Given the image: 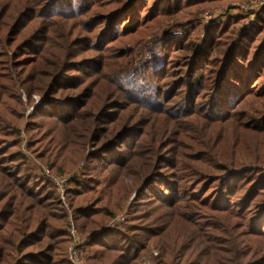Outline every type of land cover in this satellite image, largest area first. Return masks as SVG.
I'll list each match as a JSON object with an SVG mask.
<instances>
[{
  "label": "trees",
  "instance_id": "obj_1",
  "mask_svg": "<svg viewBox=\"0 0 264 264\" xmlns=\"http://www.w3.org/2000/svg\"><path fill=\"white\" fill-rule=\"evenodd\" d=\"M207 1L0 0V264H71L67 212L22 152L24 122L50 170L84 160L64 195L89 264H144L150 242L154 264H264V6L256 26L190 38L171 25L138 49L143 29ZM225 130L249 138L251 163L220 160Z\"/></svg>",
  "mask_w": 264,
  "mask_h": 264
},
{
  "label": "rangeland",
  "instance_id": "obj_2",
  "mask_svg": "<svg viewBox=\"0 0 264 264\" xmlns=\"http://www.w3.org/2000/svg\"><path fill=\"white\" fill-rule=\"evenodd\" d=\"M248 1L249 0H208L207 2L202 3V4H194V5H190L188 7H182L173 16L170 15V16L161 17L157 26H155L152 31H145L143 29V31H141L140 34L138 35V37H140V36L142 37V39L140 40V43L138 45V49L141 52L144 51V45L146 43H148L149 39L153 36L152 34L158 33L164 27H168L171 25L174 27L175 32H177L181 29L179 27L180 24H187L188 26L196 27L197 32H194L193 34H191L190 38L203 37L209 26L216 24V23L225 22L229 19L241 18L242 19L241 20L242 26L243 25H254V26H256L258 23L256 21V16L254 17V21L246 23L245 22V15L241 14V12H238V9L241 7V5L246 4V2H248ZM209 14L212 17L207 18ZM185 22H188V23H185ZM237 36L238 35L236 33V35H234V38H237ZM125 41L130 43L129 45L132 46V43H131L132 39H126ZM174 55L175 54H173V56H172V54L168 55L166 61L170 62V60L172 59V57H174ZM138 58H139V56H138V54H136L134 61L136 62L138 60ZM21 96H22V100L26 101V96H25L24 92H22ZM32 99L34 102L32 103V105H28V107L26 109V114H25L26 116L31 112L32 108L40 102V96L37 93H34V94H32ZM254 102H255V100L253 99L251 102V105L254 104ZM141 110H143V109L139 108V110L137 109V112L139 114H141V112H140ZM126 113H127V115H130L132 112L130 110H127ZM130 117H132V116H130ZM147 121L145 123V129L146 130L149 127V125L147 124ZM24 126H25V122L21 127V149H22V152L24 153V155L28 159L29 163H32L33 166L32 165L31 166L33 167L34 171H36L37 174L40 175L41 177L48 178L50 181H52L57 189L59 188V186L52 179L51 175H48L46 173V170H48L50 173H52V175H54L56 177L66 179L62 183L63 198L59 194V199H60L61 204L63 205L64 209L67 212L66 216L64 218L66 229L69 225L70 220L74 223V225L76 227V224L74 222V218H73L72 213H71L70 206H69L67 200L65 199L64 187H65V184L67 181V177L69 175H73V174L78 175L80 167H82L84 165V160H82L81 162L79 161L80 164H78L79 162L76 163L78 165L75 164V166H74L75 168L73 167L74 170L71 169L72 171L71 170H70V172L67 171V172L63 173V175H60L59 173H56V172L50 170L47 165H45L34 153H32L28 149V146H27L28 138L23 131ZM146 130L144 133H145V137L148 138L149 133ZM174 133H176V132L174 131ZM221 137H223L221 142L215 148V149L220 150L219 154H217L220 157V160L235 157V159L240 163H251L252 162V160H250V158L252 157V154H253L252 148H251L252 145L250 146L248 137H244V136L240 135L238 131L237 132L235 131V133H232L231 130H225V134L221 135ZM162 139L165 140L162 145L171 141V140H169V138L165 139L164 137H162ZM244 142H247V143H244ZM95 146H96L95 143L85 142L84 151L90 152ZM253 149L257 153V151L254 147H253ZM262 152H264V150H262ZM262 155H264V154H262ZM189 156L186 155V156H184V158L186 160H189L190 159ZM79 159L81 160V157H79ZM65 161H67V159ZM135 164H136V162H135ZM111 168H113V167H111ZM123 182L128 187L132 188V186H131L133 184L132 179L125 178V176H124ZM99 187L102 188V185H99ZM142 191L146 192V189H142ZM58 192H59V190H58ZM135 193H136L135 190L131 189L128 196L126 197V199H128V202H130V201H132V199H134ZM92 195H95V194H92ZM65 202L67 204H65ZM119 214H121V213H119ZM80 234L83 237H85L84 234H82V233H80ZM70 244H71V240H70L69 246L67 248V254H68V249L70 247ZM80 253H81V256L86 260L82 250ZM157 253H158V250L156 249L155 245L153 244V242H150L149 244L144 246V250H143V253L141 256V260L143 261L144 264H154V261L151 259V257L156 255ZM67 259H68V256H67ZM249 260H250V255L243 258V263H246ZM68 261H69V259H68ZM233 263H237V262H233Z\"/></svg>",
  "mask_w": 264,
  "mask_h": 264
},
{
  "label": "built area",
  "instance_id": "obj_3",
  "mask_svg": "<svg viewBox=\"0 0 264 264\" xmlns=\"http://www.w3.org/2000/svg\"><path fill=\"white\" fill-rule=\"evenodd\" d=\"M264 6V0H249L246 2V4L241 5V7L238 9V12H241V14L245 15V22H251L254 21V17L256 15V11L260 10ZM212 17L210 14L207 18ZM46 173L48 175H51L52 179L57 183L59 186V194L63 198V188L62 183L66 180L65 178H59L52 173H50L48 170H46ZM65 204H67L65 202ZM124 217L120 216L118 220H123ZM68 234L71 240L70 247L68 249V259L71 262V264H89L82 256H81V250L82 246L85 242V237H83L75 227L74 223L70 220L69 225L67 227Z\"/></svg>",
  "mask_w": 264,
  "mask_h": 264
}]
</instances>
